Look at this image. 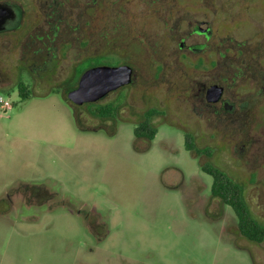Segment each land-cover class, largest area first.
Masks as SVG:
<instances>
[{
  "label": "rangeland",
  "instance_id": "obj_1",
  "mask_svg": "<svg viewBox=\"0 0 264 264\" xmlns=\"http://www.w3.org/2000/svg\"><path fill=\"white\" fill-rule=\"evenodd\" d=\"M51 1L22 2L36 32L29 17L18 32L45 39L56 69L14 67L27 55L52 63L38 55L39 42H25L13 57L0 45V97L12 106H0V214L8 215L0 217V264H264V242L241 234L236 212L212 195L214 179L203 170L225 173L264 225V121L239 122L243 131L235 126L230 134L224 120H205L199 102L186 99L193 84H177L205 73L174 71L168 65H179L178 55L163 52L166 43L178 52L186 25L205 19L204 4L221 31L263 41L264 0ZM181 16L188 23L179 28ZM163 20L174 28L169 42ZM158 49L168 59L165 72ZM113 61L137 72L127 107L67 100L87 68ZM150 109L167 111L151 119L152 142L135 137ZM104 110L117 117L98 118ZM36 186L58 200L43 196L29 202L31 210L7 211V193L31 196Z\"/></svg>",
  "mask_w": 264,
  "mask_h": 264
},
{
  "label": "flooded vegetation",
  "instance_id": "obj_2",
  "mask_svg": "<svg viewBox=\"0 0 264 264\" xmlns=\"http://www.w3.org/2000/svg\"><path fill=\"white\" fill-rule=\"evenodd\" d=\"M22 2L26 3L28 7L33 3L32 2L28 4L26 0H0V45H3L8 49L7 52L9 57H13L17 47L23 48L22 45L25 42H27L26 47L30 48L33 46L32 44L38 46V42L41 43V45L38 47V55L42 56L43 52H45L46 55L48 54L51 56L50 60L52 63H48L47 61L39 63L32 60L31 57H28L27 55L26 60H17L14 62V67L17 65V67L20 68L21 65H23L27 70L31 71L33 67L38 68V66H42L45 67L46 70L51 69L52 72L57 67V63L54 61L57 58V55L54 53L55 49H46L45 39L35 40L32 42L30 36L27 37L25 34H22V32H18L28 17L30 19V24L33 25L36 32L35 22L31 18L30 13H28V10L23 8ZM204 2L205 1L202 3V0H200L202 5ZM48 3H55V5L62 6V2L60 0H57L56 2L51 1ZM177 4L178 3L169 6L171 8L173 7V10H171L172 12L169 11L170 22H172L171 15L175 13L174 9ZM203 7L205 9L204 20L193 22L191 24L188 23V19L183 16L177 20L179 28L182 27V24H184L186 21L188 23V25H186L184 36L181 37L179 43L177 44V50L179 53L175 50L171 52L169 49H167V43L163 47V52L169 57V59L174 56V54L178 55V59L176 61L179 65H172V63L168 65L169 67H172V69L175 67L174 71H178L179 73L181 71L190 73H205L204 79H195L192 82L179 80V83L177 84L183 85L181 87L185 89H188V87H186L187 84H193L191 87L192 92L188 95H185L187 96L186 99H188V97L190 99L191 97L195 101L199 102L201 114L204 116L205 120H224L226 122V127H224L223 131L225 133L233 134L238 130L235 126H239L243 131L242 126L245 121L257 119L264 121V40L261 41L256 37L243 39L238 35L237 32L230 29L221 31L222 29L218 23H216V26L214 25L213 20L215 22L216 20L212 18V7L205 4ZM163 22L164 31L169 42L170 33L174 30V28L170 26L168 27V21L165 22V20H163ZM219 32L221 35L220 38L217 39L216 35H218ZM195 37L203 38L204 42L195 43L191 41V39ZM53 50L54 52L51 54ZM157 53L160 54L159 49L157 50ZM161 57L162 60L157 61V63H159L160 67L165 72L167 69L166 67H168L165 60L168 61V59H165L164 56ZM181 59L183 61H181ZM33 62L35 64H33ZM102 66H129L133 71L132 81L129 85L120 87L119 89L108 93V95L102 99L86 104H97L103 106L104 104L111 105L117 101H121V106L119 108H123L124 106L127 107L130 104L133 95L131 88L137 82L138 76L136 70L131 65L126 64V62L123 61L122 63H103L90 66L85 70V72L89 69ZM85 72H83L79 77L76 87L71 90H74L78 87L81 77ZM123 91L124 94L121 96L120 94ZM115 94L116 97L110 99V97ZM67 100L69 101L68 96ZM148 111L149 110L146 112ZM157 111V115L165 116L167 114V111L158 109ZM100 112L102 111H96V116H98V118H111L112 115L117 117V115L114 114L115 111L108 117L102 116ZM236 122H238V124L239 122H243V124H234ZM245 147V145H242L241 150H244ZM33 189V195L31 196L22 194L25 197H20L18 199L9 197V207L7 211L11 212L15 210L19 212L31 210L32 207L30 203L33 200L35 201L37 199H43V196H45V198L49 201L58 200L56 197L57 193L47 192L44 194V192L47 190L46 188L36 186ZM23 200L28 201V203H23L25 207H21L22 210L13 208L15 202ZM52 205L50 204L48 209L53 210Z\"/></svg>",
  "mask_w": 264,
  "mask_h": 264
},
{
  "label": "trees",
  "instance_id": "obj_3",
  "mask_svg": "<svg viewBox=\"0 0 264 264\" xmlns=\"http://www.w3.org/2000/svg\"><path fill=\"white\" fill-rule=\"evenodd\" d=\"M23 96V92H21ZM102 116L108 117L112 114L110 111L100 112ZM157 114L155 109L147 112V117H143V121L135 130V137L147 139L152 142L157 134V128L153 125L151 119ZM189 150H195L194 146L188 144ZM203 170L211 175L214 179L212 186V195L220 198L225 204L231 206L239 219V230L241 234L249 241L262 243L264 242V225L256 221L247 205L244 194L239 190V186L233 183L228 176L220 169L203 167Z\"/></svg>",
  "mask_w": 264,
  "mask_h": 264
},
{
  "label": "water",
  "instance_id": "obj_4",
  "mask_svg": "<svg viewBox=\"0 0 264 264\" xmlns=\"http://www.w3.org/2000/svg\"><path fill=\"white\" fill-rule=\"evenodd\" d=\"M133 71L129 66L96 67L87 70L78 87L68 92L69 101L75 106L96 102L108 93L129 85Z\"/></svg>",
  "mask_w": 264,
  "mask_h": 264
},
{
  "label": "built area",
  "instance_id": "obj_5",
  "mask_svg": "<svg viewBox=\"0 0 264 264\" xmlns=\"http://www.w3.org/2000/svg\"><path fill=\"white\" fill-rule=\"evenodd\" d=\"M0 106L3 110H10L12 108L10 102L4 100L2 97H0Z\"/></svg>",
  "mask_w": 264,
  "mask_h": 264
},
{
  "label": "crops",
  "instance_id": "obj_6",
  "mask_svg": "<svg viewBox=\"0 0 264 264\" xmlns=\"http://www.w3.org/2000/svg\"><path fill=\"white\" fill-rule=\"evenodd\" d=\"M6 197L9 198V197H14V196H13V194H11V193L9 192V193H7ZM8 198H7V199H8ZM7 216H8V215H6V213H1V214H0V217H7Z\"/></svg>",
  "mask_w": 264,
  "mask_h": 264
}]
</instances>
